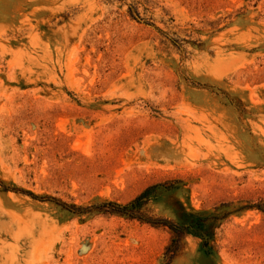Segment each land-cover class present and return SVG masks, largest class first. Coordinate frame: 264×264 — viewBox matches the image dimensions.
<instances>
[{"label":"rangeland","instance_id":"1","mask_svg":"<svg viewBox=\"0 0 264 264\" xmlns=\"http://www.w3.org/2000/svg\"><path fill=\"white\" fill-rule=\"evenodd\" d=\"M154 184L212 253L97 207ZM261 208L264 0H0V264H264Z\"/></svg>","mask_w":264,"mask_h":264},{"label":"trees","instance_id":"2","mask_svg":"<svg viewBox=\"0 0 264 264\" xmlns=\"http://www.w3.org/2000/svg\"><path fill=\"white\" fill-rule=\"evenodd\" d=\"M161 186H163V184H154L148 186L139 195L124 204L109 201L104 202L97 207L99 208V210L105 212L117 213L131 218L142 219L156 225H166L177 235L193 233L203 239L201 245L208 247V253H212V246L210 245V242L212 241L213 233L206 236L203 232L210 228L214 229L216 221L223 220V218L228 215V212L223 211L208 214L207 212L190 211L183 204H181L179 213L180 219H178L182 221L181 223L178 221L174 222L173 220L167 218L149 217L144 213V209L151 201H157L156 193ZM163 187L167 188L166 186ZM28 193L32 196H35L31 192ZM261 209L264 211V208ZM192 228L198 230L199 232H194ZM176 242L177 240L173 239L172 244L167 248V254H170L172 252L174 253V245Z\"/></svg>","mask_w":264,"mask_h":264}]
</instances>
